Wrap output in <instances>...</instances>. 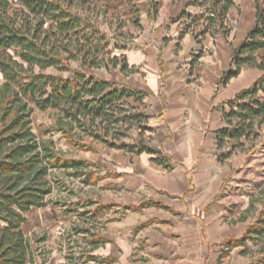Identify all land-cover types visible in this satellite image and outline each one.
I'll list each match as a JSON object with an SVG mask.
<instances>
[{
	"label": "trees",
	"instance_id": "16d2710c",
	"mask_svg": "<svg viewBox=\"0 0 264 264\" xmlns=\"http://www.w3.org/2000/svg\"><path fill=\"white\" fill-rule=\"evenodd\" d=\"M161 1H151L149 16L157 15ZM234 5V0H188L177 20L184 25L180 39L188 33L194 34L200 45L207 37L229 39V15ZM93 6L92 0H0V264L34 262V250L22 226L27 213L46 207L54 191L64 187L60 174L80 178L86 185L105 179L90 171L97 168L95 164L68 158L52 138L40 140L35 135V108L54 110L56 123L49 132L59 133L76 149L94 151V145L103 144L135 154L156 153L143 141L139 145L124 141L131 138L141 119L150 118L130 102L143 101L147 94L87 72L120 66L126 75L138 71L129 66L125 54L108 57L110 44L90 16ZM193 7L200 12H189ZM74 62H79L82 70L74 68ZM49 69L68 76L47 73ZM245 69L262 74L228 102L229 110L223 115L226 126L218 131L221 162L245 150V142L264 136V0H256L255 23L235 48L221 85L225 87ZM154 161L171 166L164 158ZM258 201L262 206L258 222L250 223L245 238L235 242L244 247V255L249 252L248 240L257 243L253 237L264 236V196ZM109 208L99 204L94 212L81 215L91 213L95 219ZM74 231L86 239L88 260L98 262L92 253L109 242L101 230L91 226Z\"/></svg>",
	"mask_w": 264,
	"mask_h": 264
},
{
	"label": "crops",
	"instance_id": "0c3cea01",
	"mask_svg": "<svg viewBox=\"0 0 264 264\" xmlns=\"http://www.w3.org/2000/svg\"><path fill=\"white\" fill-rule=\"evenodd\" d=\"M143 1V31L125 53L138 71L126 75L120 66L116 82L93 74L147 94L142 106L150 116L147 145L156 153L103 145L101 161L91 160L108 173L106 184H113L116 194L104 203L114 197L118 214L101 231L109 242L92 255L99 264H245L244 247L235 242L245 238L249 225L243 215L233 222L225 216L228 171L219 159L218 131L226 126L228 102L262 73L246 69L222 86L234 51L222 64L220 56L205 54L212 46L219 50L220 36L207 37L202 45L192 33L181 40L184 25L177 20L183 2L162 0L157 15L149 16L152 0ZM158 158L171 166L154 161Z\"/></svg>",
	"mask_w": 264,
	"mask_h": 264
},
{
	"label": "rangeland",
	"instance_id": "374dc122",
	"mask_svg": "<svg viewBox=\"0 0 264 264\" xmlns=\"http://www.w3.org/2000/svg\"><path fill=\"white\" fill-rule=\"evenodd\" d=\"M178 1L183 2L184 8L188 0ZM92 2L94 6L90 16L95 27L105 35L110 44L106 51L108 57L124 55L127 50H123V48L131 50L136 47L134 39L143 31L144 1L92 0ZM234 2L235 5L229 15L232 29L230 38L226 39L220 36L219 50L212 46L205 53L220 56L222 64L230 57L231 52L244 41L256 18V0H234ZM189 12L197 14L200 10L193 7L189 9ZM195 58L198 59V56ZM72 66L82 70L79 62L72 63ZM87 72L96 73L101 77L110 76L112 80L117 81L116 69L110 71L105 69L87 70ZM47 73L68 76L66 73L60 74L54 69L47 70ZM2 81L3 76L0 73V82ZM130 102L140 109V112L146 114L142 107L144 100L133 101L131 99ZM148 122L149 119H141L140 123L131 131V138L124 141L135 145H139L142 141L147 144L150 138V130L146 127ZM55 123L54 110L42 111L35 108L32 115L35 135L40 140L52 138L68 158L83 159L90 164H95L97 168L92 167L90 171L96 173L95 177L106 179L108 173L104 175L105 171L101 166L91 160L101 161L102 154L107 151V147L97 144L94 145V151L76 149L69 145L65 139H62L59 133L49 132ZM221 163L228 171V177L225 180L226 187L222 194L226 218L233 222L234 218L244 215L254 201V206L247 213L248 218L244 224L247 226L250 223L258 222L262 209L258 200L264 196V136L256 142H247L245 150L235 152L231 158ZM58 178L64 187L54 191L48 198L46 207L33 208L27 213V220L22 226V230L31 241L34 250V262L27 264H99V260L98 262L88 260L87 250L89 247L86 244V239L82 234L76 233L74 228L95 226L101 231L106 229L105 222L118 216L116 205L112 204L115 202L114 197H112V202L104 203V200L111 199L108 196L116 194L115 187L113 184H106L105 179L99 181L97 185H86L80 178H68L62 174ZM99 204L110 205V208L99 219H91V213L81 215L88 211L94 212ZM66 210H70L68 214H65ZM253 238L258 241L256 243L254 239L248 240L249 252L246 255L245 264H264V253H262L264 252V236L257 239L258 237L255 235ZM230 261L232 260L230 259L229 263Z\"/></svg>",
	"mask_w": 264,
	"mask_h": 264
}]
</instances>
